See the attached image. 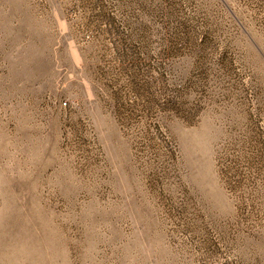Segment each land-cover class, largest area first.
<instances>
[{"label":"rangeland","instance_id":"374dc122","mask_svg":"<svg viewBox=\"0 0 264 264\" xmlns=\"http://www.w3.org/2000/svg\"><path fill=\"white\" fill-rule=\"evenodd\" d=\"M0 264H264V0H0Z\"/></svg>","mask_w":264,"mask_h":264}]
</instances>
